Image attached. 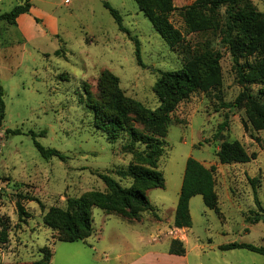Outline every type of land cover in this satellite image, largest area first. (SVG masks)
Here are the masks:
<instances>
[{
    "label": "rangeland",
    "instance_id": "1",
    "mask_svg": "<svg viewBox=\"0 0 264 264\" xmlns=\"http://www.w3.org/2000/svg\"><path fill=\"white\" fill-rule=\"evenodd\" d=\"M246 1L264 14V0ZM29 2V13L18 17L14 24L0 22V88L4 106L0 124V264H31L42 256L41 251L52 252L55 244L63 245L59 243L63 234L45 219L52 211H65L68 199L104 192L96 173L109 175L123 188L130 187L129 179L113 174L126 170L132 162L126 152V133L109 143L105 134L95 128L87 106L88 97L93 101L100 99L101 75H112L123 97L155 111L161 105L154 93L160 74L179 71L192 58L207 52L220 56L217 88L192 93L181 101L170 113L171 124L164 130H149L130 116L129 125L136 131L164 143L157 163L164 188L145 191L153 212L142 213L138 220L141 224L112 217L113 227L105 240L115 236L119 245H125L120 238L126 237L133 245V228L145 235L156 223L167 225L185 162L192 158L206 168H215L217 203L215 210L206 208L204 212L200 204V210L193 213L187 236L194 243L264 247V223H245L251 212H257L250 179L258 180L255 190L264 210V131L252 129L244 103L232 107L242 86L221 39V28L227 20L225 7L214 16L204 14L206 18L210 16L211 26L187 33L184 11L195 0H172L174 10L169 22L181 33L182 41L171 48L132 0ZM104 2L119 13L127 34L117 29L103 8ZM20 3L21 0H0V15ZM134 41L138 42L140 65ZM249 89L264 103V83L253 84ZM224 122L227 128L219 140L214 139L218 126ZM223 141L238 142L255 159L247 164H219L216 153ZM34 143L58 151L64 160L42 159ZM134 148L142 150L143 146L136 144ZM92 218L97 228L104 216L93 209ZM170 229V235L184 238V233ZM86 241L102 257L97 244L103 245L104 241L97 243L94 235ZM190 264H264V256L246 250H203L198 260L190 259Z\"/></svg>",
    "mask_w": 264,
    "mask_h": 264
},
{
    "label": "trees",
    "instance_id": "2",
    "mask_svg": "<svg viewBox=\"0 0 264 264\" xmlns=\"http://www.w3.org/2000/svg\"><path fill=\"white\" fill-rule=\"evenodd\" d=\"M139 11L145 16L152 29L163 42L173 48L182 41L181 33L169 22L173 12L172 0H132ZM222 7L226 9L227 20L221 28L222 43L227 47L236 67L237 82L242 86V92L236 97L232 107L246 105L250 125L255 131H264V103L252 96L249 87L256 83H264V14H260L246 0H195L184 11V21L187 33H197L204 25L211 26L210 16H214ZM29 0H21L9 13L0 15V22L14 24L18 17L27 15L30 11ZM103 8L112 17L117 29L126 33L117 11L106 2ZM210 14L208 18L204 14ZM135 57L138 65V42L134 41ZM220 56L207 52L192 58L176 72L160 74L154 86V93L161 103L160 108L151 111L140 103L123 97L118 89L117 79L104 73L99 80V101L90 97L87 106L93 114L94 126L102 131L109 143H115L120 133L125 132L128 138L127 153L132 156V162L126 170H118L113 174L119 179H129L131 185L123 188L119 182L107 174L96 173L105 187L104 192H89L78 199H68L65 211H52L45 219L52 228L63 234L64 243H85L93 233L92 210L98 209L105 215H115L129 221H138L142 213L153 212V207L145 197V191L164 188L163 175L157 171V163L164 152V143L154 137L143 135L129 125L130 116L137 119L149 130H164L171 124L170 113L190 94L208 92L220 85ZM243 60V63L240 61ZM4 118L2 90L0 88V124ZM227 128L226 122L218 126L213 137L218 139L220 133ZM13 135L19 132H9ZM34 138V134L30 133ZM142 145L137 150L134 145ZM39 156L48 160L64 156L53 149H46L34 143ZM221 165L247 164L255 159L254 154L247 155L238 142H222L216 153ZM214 167L206 168L200 162L188 158L185 162L180 191L173 217L174 229H190L189 201L196 196L201 197L203 205L209 210L216 208L214 191ZM253 193L257 212L245 218V223L256 225L264 223V210L257 195V179L248 180ZM19 215L23 211L18 206ZM1 241V240H0ZM219 251L246 250L264 256V247H254L248 244L230 243L218 247ZM168 253L174 256H184L182 242L172 240ZM42 256L31 264H51L52 252L41 251Z\"/></svg>",
    "mask_w": 264,
    "mask_h": 264
},
{
    "label": "crops",
    "instance_id": "3",
    "mask_svg": "<svg viewBox=\"0 0 264 264\" xmlns=\"http://www.w3.org/2000/svg\"><path fill=\"white\" fill-rule=\"evenodd\" d=\"M179 191L180 187L177 190L176 198L170 204V218L167 225L161 226L162 224L156 223L155 227L149 229V233H146L145 235H143L141 230L132 227L133 232L131 237L134 240L132 241L133 245L128 243L129 241L126 237L120 238L124 241L125 245H119L115 236L105 240L107 232L111 233L109 232V229L111 230L113 227L111 219L112 217H116L130 224H141L142 222L129 221L115 215H105L102 212V215L104 216L102 222L97 228H95L93 224L94 240L97 243L104 241L103 245L99 243L97 244V246L100 245L98 247L102 257L96 253L95 247L90 245L87 241L86 243L59 242L63 245L56 247L55 244L53 246L51 264H190V259L194 261L198 260L203 250L213 252L215 249H218L221 244L215 245L213 243H201L199 241L194 243L186 234L190 233L188 232L190 229L173 228V217ZM200 204L203 205V202L201 198L198 200V196L193 197L189 201V214L192 223L193 213H197L200 210ZM205 209L204 206L202 212H204ZM170 227L178 233H184V238L181 239L180 237H175V235H170ZM172 240L182 242L185 249L184 256H174L168 253L169 245Z\"/></svg>",
    "mask_w": 264,
    "mask_h": 264
}]
</instances>
